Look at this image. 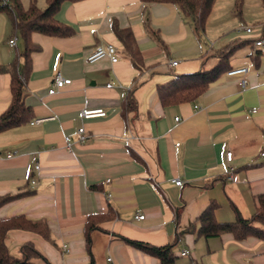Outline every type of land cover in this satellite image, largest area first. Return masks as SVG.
<instances>
[{"label": "crops", "instance_id": "0c3cea01", "mask_svg": "<svg viewBox=\"0 0 264 264\" xmlns=\"http://www.w3.org/2000/svg\"><path fill=\"white\" fill-rule=\"evenodd\" d=\"M32 1L45 6V0L21 3L27 7ZM208 17L199 36L192 18L172 3L63 0L54 18L73 33H31L38 49L30 54L24 101L34 116L0 131V196L23 194L0 205V219H42L49 234L8 230L11 255L21 256V245L31 242L41 255L31 257L32 264H165L123 239L129 238L172 244L174 260L168 264H264L258 237L196 232L197 217L211 201L217 203L218 221H232V205L249 217L264 193V42L254 45L264 41V24L250 31H215ZM115 26L125 32L118 36ZM101 41L115 45L117 61L85 62ZM237 42L228 64L248 68L244 87L224 71L194 100L160 102L159 84L212 67L215 52ZM23 48L0 11V64L22 65ZM132 48L138 50L136 64ZM58 72L71 82L49 94ZM9 84L10 73L0 70V113L10 101ZM129 92L136 108L123 113ZM96 107L106 114L80 116L82 108ZM36 118L42 120L32 122ZM80 126L85 141L78 138ZM227 151H232L230 162ZM228 163L236 181L226 179ZM136 212L144 218L135 219ZM88 216L94 228L87 237ZM183 250L188 253L182 255Z\"/></svg>", "mask_w": 264, "mask_h": 264}, {"label": "trees", "instance_id": "16d2710c", "mask_svg": "<svg viewBox=\"0 0 264 264\" xmlns=\"http://www.w3.org/2000/svg\"><path fill=\"white\" fill-rule=\"evenodd\" d=\"M63 0H45V6L38 8L34 1L24 7L21 0H0V11H3L13 26L16 33L23 40L22 65L10 62L0 64L1 71L10 73V101L7 108L0 113V131L23 124L34 116L32 108L25 104L26 75L30 68V54L37 50L38 46L31 40V33L37 31L52 36H67L73 33L70 25L57 21L54 14ZM77 1V0H69ZM144 3H172L180 10L190 16L193 21V28L200 36L205 31V22L211 11L214 0H141ZM264 7V0H260ZM115 33L120 36L124 30L114 27ZM126 36L130 37L127 31ZM241 42L229 44L215 52L218 60L210 68H199L189 73H179L165 83L157 86V96L163 105H170L184 101H191L197 98L209 85L224 71L229 69V56ZM129 46H131L129 44ZM133 49L132 61L136 64L138 50ZM136 103L131 92L122 102V112L135 110ZM93 187H96L95 185ZM22 192L4 194L0 196V205L22 195ZM257 206L249 217H243L237 208L232 205L234 219L232 221H218L214 211L217 203L211 201L198 215L197 234L204 237L218 236L224 232H230L235 239L240 240L247 236H255L262 239L264 243V193L256 197ZM88 216L85 223V233L94 228ZM13 228L29 229L37 231L48 238V227L45 220H28L22 215L10 216L0 219V264H32L31 257H40V253L33 247L31 242H25L20 247L21 256L11 255L5 244L7 231ZM126 243L140 249L141 251L159 258L162 263H172L174 255L171 250L172 244L153 245L140 240L123 238Z\"/></svg>", "mask_w": 264, "mask_h": 264}, {"label": "built area", "instance_id": "2783aa9c", "mask_svg": "<svg viewBox=\"0 0 264 264\" xmlns=\"http://www.w3.org/2000/svg\"><path fill=\"white\" fill-rule=\"evenodd\" d=\"M246 31H250L249 27L245 28ZM263 40L262 39H258L254 41V45L255 46H259L263 44ZM8 44L9 45H14V38H10L8 40ZM117 51H116V47L114 44L110 43V42H105V41H101L99 43H97L94 48L91 50V52L89 54L86 55L85 57V62L88 63H93L101 58H108L110 60V62H115L117 61V55H116ZM172 64H175L176 61L173 60L171 61ZM248 68L246 66H235V67H231L229 69H227L225 71V75L228 78H236L237 83L240 87H244L246 84V73H247ZM71 82V79L69 77L63 76L60 72L56 73L52 79V83L51 86L47 89V92L49 94L55 93L58 89L62 88L63 86H65L66 84H69ZM197 105H194V108H197ZM253 111H255V109H253ZM106 114V111L101 108V107H96V108H82L80 110V116L82 118H91V117H98V116H104ZM177 119V118H175ZM42 118H36L34 119L32 122H38L41 121ZM77 133H78V138L81 141H85L87 139V134L85 133V129L83 126H80L77 128ZM65 142L67 144H69V136H65L64 137ZM264 153L261 152V155H263ZM10 156V155H8ZM226 160L228 162H230L232 160V151H227L226 152ZM39 166L38 164L35 165V169H37ZM226 179L231 180V181H236L238 178L236 176V174L234 173V167L228 163L227 165V169H226ZM173 183L176 185H180L181 184V180L178 178H174L172 179ZM37 181L32 178L30 179V183L31 184H35ZM135 219H142L144 218V214H142L141 212H136L134 215ZM65 251H68V248L66 247V245H64ZM188 251L187 250H183L181 252L182 255L187 254Z\"/></svg>", "mask_w": 264, "mask_h": 264}, {"label": "rangeland", "instance_id": "374dc122", "mask_svg": "<svg viewBox=\"0 0 264 264\" xmlns=\"http://www.w3.org/2000/svg\"><path fill=\"white\" fill-rule=\"evenodd\" d=\"M208 18L209 29L215 31L255 29L264 24V7L260 0H214Z\"/></svg>", "mask_w": 264, "mask_h": 264}]
</instances>
